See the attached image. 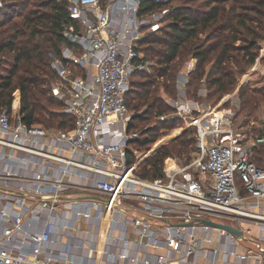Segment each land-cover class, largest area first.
Instances as JSON below:
<instances>
[{"label":"built area","instance_id":"2783aa9c","mask_svg":"<svg viewBox=\"0 0 264 264\" xmlns=\"http://www.w3.org/2000/svg\"><path fill=\"white\" fill-rule=\"evenodd\" d=\"M67 3L76 25L63 26L60 55L49 53L50 93L71 127L27 125L13 101L0 109V264H264V129H254L238 94L252 80L264 87V40L234 90L214 103L203 77L187 95L196 58L186 59L169 104L193 129L195 148L145 178L139 159L127 161L137 132L127 129L126 95L131 75L152 64L138 41L166 23L170 8Z\"/></svg>","mask_w":264,"mask_h":264},{"label":"trees","instance_id":"16d2710c","mask_svg":"<svg viewBox=\"0 0 264 264\" xmlns=\"http://www.w3.org/2000/svg\"><path fill=\"white\" fill-rule=\"evenodd\" d=\"M0 7V109L10 110L15 94L18 95V114L27 125L50 128H70L72 119L55 106L62 103L50 93V82L55 79L50 66L52 52L60 55L64 43L62 28L75 24L68 14L67 0H1ZM173 6L172 0L155 2L140 0V13L169 6L166 23L148 32L138 41L137 49L144 58L155 60L147 70L131 75L130 90L126 95L128 108L135 111L127 129L134 131L136 120L163 113L159 105L157 85L165 92L175 91L174 80L182 68L177 61L183 56L196 58L190 72L186 93L195 96L203 77L208 91L207 100L216 102L232 90L236 78L253 63L260 41L264 40V0H180ZM170 2V4H169ZM151 59V58H150ZM185 68L183 65L182 70ZM141 76L140 79H136ZM241 108L253 117L260 99H264V87L239 89ZM131 105V108H130ZM178 118L159 121L140 131L131 143L149 150ZM262 131V129H256ZM195 148L193 129H185L167 144L161 145L143 160L137 174L152 178L162 174L164 160L174 155L190 158ZM135 156L128 154V163Z\"/></svg>","mask_w":264,"mask_h":264},{"label":"rangeland","instance_id":"374dc122","mask_svg":"<svg viewBox=\"0 0 264 264\" xmlns=\"http://www.w3.org/2000/svg\"><path fill=\"white\" fill-rule=\"evenodd\" d=\"M181 3L182 2L180 0H172L171 5L179 6ZM169 4H170V2H169ZM1 27L4 28L5 27L4 24L0 26V29H3ZM262 41L263 40H261L260 42H262ZM150 58H147L150 62H153L155 60V58H153V57H150ZM186 59H187V57L183 56L182 58L177 60L180 63L182 68H183V65H185ZM263 63H264V61H263ZM249 66L250 65H248L244 69V73L248 70ZM4 67H6V66L1 63L0 68L2 70H4V69H6ZM182 68L179 70V72H182L184 70V69L182 70ZM242 74L236 78V83L238 82V79L242 76ZM140 78H141V76L136 77V79H140ZM235 86H236V84H235ZM235 86H234V88H235ZM246 86H248L250 88H253V87L261 88V87H263V84H261L257 80H252ZM157 87H158L157 95L161 98V101H159L158 103L162 107L163 113L159 114V115L157 114L155 116H150L144 120H139V121L136 120L135 121L136 128L134 129V131L137 132V136L140 135L139 133L141 130L145 129L148 126L151 127V126H154L155 124H158L159 121H162V120L168 121V120L174 118V115L172 113V108H171L169 102L172 98H174L176 96V90L173 91L172 93H167L164 91V89L161 86L157 85ZM234 88L232 90H230L229 92H232L234 90ZM239 89H238V94H239ZM15 95L18 96L17 94H15ZM240 101H241V99H240ZM62 108H63L62 106L61 107L55 106V109H58L60 111L62 110ZM130 108H131V105H130ZM130 111H131V113H133L135 110L131 108ZM159 116H161L162 119ZM252 119L255 121V123H253L254 124L253 126H255L256 129H264V99L263 100L260 99L259 104H258L256 110L254 111ZM167 125H168V128L165 129V131L163 132L164 134H162L159 137V139L153 145H151L149 150H146L145 147L139 148L135 143H131L129 145V147L134 150L133 155L135 156V159H139L138 167H141V165L143 164V160L146 159L147 157H149L151 154H153L161 145L169 143L175 137L180 135V133L182 131H184L185 129H188L187 127H185V122L182 119H178L177 121H175L173 127L169 126L170 123H167ZM185 157L186 156L179 157V156L174 155L173 157L166 158L164 160V165H167L170 162L178 161L179 159L184 161V159H186ZM237 183H238V185H241L239 178L237 180Z\"/></svg>","mask_w":264,"mask_h":264},{"label":"water","instance_id":"95a60500","mask_svg":"<svg viewBox=\"0 0 264 264\" xmlns=\"http://www.w3.org/2000/svg\"><path fill=\"white\" fill-rule=\"evenodd\" d=\"M202 222L206 223V224H209V225H212V226H217V227H221V228H224L236 235L240 234V231L238 229H236L235 227L231 226V225H228V224H223V223H215V222H212V221H209V220H203Z\"/></svg>","mask_w":264,"mask_h":264},{"label":"crops","instance_id":"0c3cea01","mask_svg":"<svg viewBox=\"0 0 264 264\" xmlns=\"http://www.w3.org/2000/svg\"><path fill=\"white\" fill-rule=\"evenodd\" d=\"M18 106H19V99L18 96H15L14 100H13V111L17 112L18 111ZM216 264H224L223 261H221L220 259L217 260Z\"/></svg>","mask_w":264,"mask_h":264}]
</instances>
